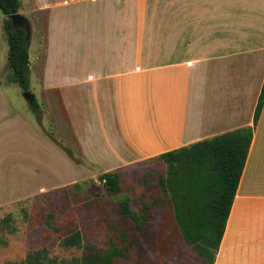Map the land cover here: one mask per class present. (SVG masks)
I'll list each match as a JSON object with an SVG mask.
<instances>
[{"label": "crops", "instance_id": "1", "mask_svg": "<svg viewBox=\"0 0 264 264\" xmlns=\"http://www.w3.org/2000/svg\"><path fill=\"white\" fill-rule=\"evenodd\" d=\"M24 10L35 85L54 94L78 154L99 174L252 127L264 0H31ZM3 98L0 86V150L17 171L10 142L26 132L45 139ZM69 164L73 174L49 169V185L17 194L80 177ZM41 167L32 174L48 178ZM213 264H264V104Z\"/></svg>", "mask_w": 264, "mask_h": 264}, {"label": "rangeland", "instance_id": "2", "mask_svg": "<svg viewBox=\"0 0 264 264\" xmlns=\"http://www.w3.org/2000/svg\"><path fill=\"white\" fill-rule=\"evenodd\" d=\"M19 2L18 14L29 22L32 18L23 10L31 0ZM5 19L0 14V86L6 99L3 98L4 103L8 112H14L18 117L24 115L46 141L32 132L27 136L26 132L22 140L14 138L10 142L17 171L13 165H8L7 157H2L7 155V149L0 150V264H24L28 257H35L42 263L79 264L85 256L81 246L90 245L104 252L110 241L118 248L126 247L125 257L113 260L112 264H206L180 238L171 205L161 195L157 180L165 175L164 163L131 166L121 171L118 173L119 193L109 194L99 179L100 174L78 154L54 94L42 93L35 85L32 73L29 91L34 95L37 109L36 114L31 113L30 106L22 97L23 92L8 81L10 70L6 60ZM32 35L30 25L29 44ZM65 158L81 170L80 177H73L36 194H17L25 190L34 191L39 185H49L50 180L54 181L49 176V169L56 170L61 178L73 174ZM40 163V170L48 178L32 174V169ZM7 191L17 195L8 196ZM123 200L129 202L130 210L136 214L141 213L144 204L151 207L145 221H139L140 231L134 232L132 223L120 218L118 204ZM68 231L80 234L79 248L63 244V236ZM121 233L135 239L134 243L127 247Z\"/></svg>", "mask_w": 264, "mask_h": 264}, {"label": "trees", "instance_id": "3", "mask_svg": "<svg viewBox=\"0 0 264 264\" xmlns=\"http://www.w3.org/2000/svg\"><path fill=\"white\" fill-rule=\"evenodd\" d=\"M19 0H0V14L4 21L7 51L8 81L22 92L29 91L30 70L25 32L10 31L8 17L18 13ZM264 104V81L253 113L252 127L240 128L213 138L196 142L158 157L165 164L164 177L157 180L163 198L172 208V217L180 238L190 246L197 258L206 264H213L226 220L235 196V191L245 164L257 123ZM37 104L30 106L36 114ZM118 173L106 172L99 176L104 189L112 195L120 191ZM148 204L142 206L141 213L130 210L128 201H120L118 214L122 220L132 223L134 232L140 231L139 221H145L150 210ZM123 243L131 246L135 239L121 233ZM66 247H80L81 236L77 231H68L63 236ZM85 252L79 264H112L113 260L125 257V248H118L110 241L107 250L100 252L90 245L81 246ZM24 264H51L28 257Z\"/></svg>", "mask_w": 264, "mask_h": 264}, {"label": "water", "instance_id": "4", "mask_svg": "<svg viewBox=\"0 0 264 264\" xmlns=\"http://www.w3.org/2000/svg\"><path fill=\"white\" fill-rule=\"evenodd\" d=\"M10 21V31L14 32L18 29H22L25 32V41L28 42L30 36V25L28 20L22 15L16 13L8 17ZM23 99L28 103L29 106H32L34 103V95L30 91L22 93Z\"/></svg>", "mask_w": 264, "mask_h": 264}]
</instances>
